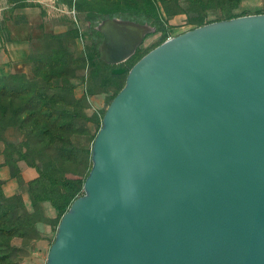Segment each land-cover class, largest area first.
Masks as SVG:
<instances>
[{"label":"water","instance_id":"95a60500","mask_svg":"<svg viewBox=\"0 0 264 264\" xmlns=\"http://www.w3.org/2000/svg\"><path fill=\"white\" fill-rule=\"evenodd\" d=\"M96 29L123 82L43 264H264V11L187 28L127 68L145 26Z\"/></svg>","mask_w":264,"mask_h":264},{"label":"trees","instance_id":"16d2710c","mask_svg":"<svg viewBox=\"0 0 264 264\" xmlns=\"http://www.w3.org/2000/svg\"><path fill=\"white\" fill-rule=\"evenodd\" d=\"M90 1L94 3L99 0ZM107 1L112 3L110 8L101 5L93 8V4L85 8L94 9L105 16L113 15L116 9L120 8L131 16H126V18L141 19L156 25L158 29L163 15L175 13L176 10L171 7L176 6L178 0ZM186 1L201 8L210 5L219 8V15L212 20L237 15L232 13L231 9L236 7L238 0ZM70 3L74 8L78 7L77 0H69ZM91 14L89 12L88 16ZM101 17L103 16L100 15L99 18ZM194 20L197 24L203 23L199 17L192 18L191 21L194 22ZM87 29L91 35L90 39L95 44L99 42L101 34L93 24H88ZM49 36L55 35L50 34ZM71 37H76L74 29ZM94 51H96L95 47ZM82 57L80 54L74 56L66 45H48L36 55L28 54V61L31 65L30 77L22 72H10L0 76V140H4L3 162L12 164L14 160L6 151V148L10 149L14 145L9 140L11 138H2V132L7 127H15L21 134L17 142L18 148H16L17 158L26 161L32 157L39 161V165H34L37 175L26 182L32 206L31 211L24 209L25 212L21 214L18 211L19 195L4 196L0 192V264H17L13 256L18 247L10 244L9 238L21 236L23 232L19 231L23 227L33 228L32 223L38 220L34 219L32 214L35 211L36 202L48 200L56 213L60 215L69 201L79 194L78 189L81 187L84 176L82 178L66 176L67 170L64 169L63 164L70 159L72 149L70 135L80 132L75 120L87 117L84 112L86 106L83 104L84 97L74 96L72 85L69 82V77L79 78V74L74 71V68H70V65L82 66L84 61ZM99 63L94 65L95 75H100L101 65ZM111 68L108 67L105 74L100 76L101 86L113 82L117 77ZM92 92V88H87V93ZM76 149L78 163L84 162L85 158L89 159V146L86 148L79 146ZM57 184L60 185V189L55 186Z\"/></svg>","mask_w":264,"mask_h":264},{"label":"rangeland","instance_id":"374dc122","mask_svg":"<svg viewBox=\"0 0 264 264\" xmlns=\"http://www.w3.org/2000/svg\"><path fill=\"white\" fill-rule=\"evenodd\" d=\"M11 1H13L14 4L34 5L38 10L37 14L41 17L40 20H48V27L49 23L54 26L52 29H54L55 32L50 33L51 31H44L43 22L41 24H38L37 21L34 23L30 31V41L28 42L29 55H36L48 45L58 44L66 45L74 56L77 54L83 56L82 58L84 61L83 64H81L82 66L79 67L76 64L70 65V68H74V71L79 74V78L69 77V82L72 85L74 96L84 97L83 104L86 105L84 112L87 117L75 120L76 125L79 126L80 132L70 135L72 145L69 155L70 159L67 163L63 164L64 169L67 170L65 173L66 176H78L80 178L85 175L89 167V159L85 158L84 162L78 163L76 160L78 157L76 148L79 146L85 148L89 146L91 137L99 125L103 109L119 85L122 84L124 77V72H119L116 73L117 77L113 82H108L102 86L99 84L100 76L105 74L108 67H114L115 64L105 63L98 58V42L95 44V42L90 39L91 35L87 29V25L93 24V26L97 28L98 24L103 19L114 18L118 20H131L145 26L146 31L141 40L137 43L132 54L118 64L127 68L139 55L166 37L197 25L196 20H194V22L191 21L192 18L199 17L202 22H206L215 18L220 12L219 8L214 5L201 8L197 5L189 4L186 0H178L177 5H172L171 7L176 10L175 13L163 15L161 25H159L157 29L156 25L141 19L135 20L126 18V16L129 15L120 8H117L113 15L110 16L97 13L94 9L90 10L85 8L90 4H93V8L100 5L105 8H110L112 3L107 0H99L94 3L90 0H77V8H74L73 4H69V0H0V4ZM257 11H264V0H238L236 7L231 9V12L236 14ZM89 12L93 15L91 14V16H88ZM100 15L103 17L99 18ZM73 29L76 31L75 38L71 37ZM50 34H54L55 36H49ZM94 47L96 51H94ZM96 63L101 65L100 75H95L94 65ZM87 88H92L93 92L87 93ZM8 137L11 138L9 140H11L14 145L10 149L6 148V151L11 154L14 160L12 164L3 162L4 140H0V160H2L1 167H3L0 169V192L4 196L18 194L20 198L17 199L19 204L18 211L23 214L25 212L23 202L25 206H29L27 200L30 196L27 186L23 182L18 165L21 163L34 167V165H39V161L36 160L37 158L33 159L32 157H29L26 161L17 158V142L20 140L21 134L15 127H7L2 132V138ZM56 176H58V174ZM55 186L60 189V185L57 184ZM78 193H81V187L78 189ZM25 194L28 199L26 197L22 199V195L25 196ZM39 205L40 202H36L35 211L32 214L34 219H41V222L46 223L45 231L36 228L35 220L32 223L33 228L23 227L19 231L23 232L21 236L9 238L10 244L18 247L17 252H15L13 256V260H16L17 264H43L44 262L46 250L53 237L59 214L55 213L52 218H45L42 211L43 209Z\"/></svg>","mask_w":264,"mask_h":264},{"label":"crops","instance_id":"0c3cea01","mask_svg":"<svg viewBox=\"0 0 264 264\" xmlns=\"http://www.w3.org/2000/svg\"><path fill=\"white\" fill-rule=\"evenodd\" d=\"M37 13L38 10L34 5L14 4L13 1L0 4V76L10 72H22L27 77L31 76L28 42L32 26L36 21L38 24L43 22L44 31L55 32L52 29L54 26L49 23L48 27V20L41 21V17ZM1 163L2 160H0V169L3 168ZM18 167L25 185L28 180L37 175L36 169L30 165L20 163ZM24 197L28 199L26 194L22 195V199ZM27 202L29 206H25L24 202L23 206L26 211H31L32 206L29 199ZM39 202L45 218H52L56 211L49 201L41 200ZM40 220L36 221V228L45 231L46 223Z\"/></svg>","mask_w":264,"mask_h":264},{"label":"bare ground","instance_id":"6f19581e","mask_svg":"<svg viewBox=\"0 0 264 264\" xmlns=\"http://www.w3.org/2000/svg\"><path fill=\"white\" fill-rule=\"evenodd\" d=\"M140 31H141V30H139V29H136V33H137V34H140Z\"/></svg>","mask_w":264,"mask_h":264}]
</instances>
